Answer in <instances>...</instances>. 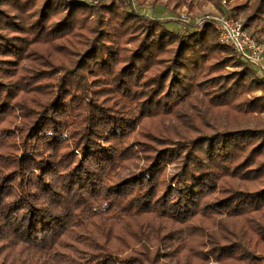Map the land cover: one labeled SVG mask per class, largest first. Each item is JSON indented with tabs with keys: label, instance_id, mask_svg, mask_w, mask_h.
<instances>
[{
	"label": "trees",
	"instance_id": "trees-1",
	"mask_svg": "<svg viewBox=\"0 0 264 264\" xmlns=\"http://www.w3.org/2000/svg\"><path fill=\"white\" fill-rule=\"evenodd\" d=\"M11 1H19L21 9L32 4L34 22L41 26L52 0ZM263 4L260 0L259 8ZM120 6L117 0L96 10L81 5L78 32H73L76 22L63 32L71 11L67 5L53 33L31 35L11 21L15 36H0V64L35 58L23 71L16 65L0 68V124H6L0 131L8 133H0V151L12 150L0 153V257L7 254L19 263L24 255L21 264H145L146 243L167 237L171 257L184 255V263L205 253L243 262L242 253L250 250L222 244L218 237L231 228L253 229L263 239L254 249L263 255L264 129L199 134L187 144L148 148L142 152L147 165L123 180L116 169L131 157L125 139L137 117L169 115L185 104L207 53L199 47L208 32L215 37L211 47L233 55L240 69L231 88L243 81V90L263 89L264 79L233 48L219 43L209 25L182 36L161 21L142 20V43L122 56L115 49L131 39L126 34L135 17L125 8L118 14ZM91 11L106 18L89 23ZM115 24H127L125 34ZM171 43L175 48H169L172 56L162 67L158 57ZM209 82L215 91L210 100L220 99L223 79ZM17 90L37 97L17 102ZM237 105L264 112V95ZM16 115L21 119L14 124L17 134L6 122ZM10 137L19 143H6ZM175 162L177 172L165 176L166 166ZM207 244L209 252L203 250ZM134 246L139 248L123 256Z\"/></svg>",
	"mask_w": 264,
	"mask_h": 264
},
{
	"label": "rangeland",
	"instance_id": "rangeland-1",
	"mask_svg": "<svg viewBox=\"0 0 264 264\" xmlns=\"http://www.w3.org/2000/svg\"><path fill=\"white\" fill-rule=\"evenodd\" d=\"M114 0H52L51 6L46 9L44 17V25L37 26L35 20V13L32 14L31 5H25L22 9L17 6L19 1L2 0L0 4V36L10 37L15 36L12 32V25L7 22H17L24 30H28L31 35H41L44 33H53V24L58 22L63 16L66 15V6H71L69 12V19L63 26L64 31L70 30L71 24L76 22L73 29L80 23V17L84 13L81 5L92 6V9L99 8L102 5H110ZM121 2V6L115 10L118 14H122L123 9L131 10L135 17L130 21L131 26L128 29L126 36H131V39L123 44H118L115 49L120 51L122 56H126L132 50H136L139 43L143 41L142 20H156L161 21L164 27L171 32L178 35H186L190 32L201 31L204 25L211 26L214 30V24L221 18H232L245 26V32L250 35L257 43L261 44L264 48V4L259 8L260 0H117ZM6 3V4H3ZM12 4V5H11ZM119 5V4H118ZM4 8V9H3ZM34 8H37L34 7ZM259 8V10H258ZM93 10V13H94ZM98 10V9H97ZM105 12V13H104ZM92 11L87 16V22H93L97 16L104 17L102 13L97 11L93 14ZM105 16L107 11L103 10ZM12 15V17H9ZM106 18V17H104ZM117 16L114 17V22ZM109 22L107 19H104ZM127 25V24H126ZM125 25V26H126ZM118 28V32L121 34L125 26L115 24ZM62 27V26H61ZM69 27V28H68ZM71 29V30H73ZM21 30V29H20ZM78 29H74L73 32H78ZM216 31V30H215ZM208 40L203 42V45L199 47V50L206 51V55L202 60L201 66L197 70L200 73H196L193 77L191 93L185 98V104L176 109L169 115L152 116V117H137L134 121L136 124L132 128L130 135L125 139V144H129L128 154L131 155L129 159L122 162L120 169H116L119 179H125L129 174L134 173L136 170L145 167L147 161L142 153L143 150L157 149L160 146L165 147L176 146V142H180L182 145L189 143L197 135H211L217 132L234 131V130H263L264 129V112L252 109L249 105H237L243 102L251 101L254 98L264 95V87L260 88L258 85H252V89L243 90L246 86H243V81L238 82L232 87L231 81H234L235 73L239 72V68L234 63V57L230 53L219 52L211 47V42L215 40L214 34L208 32ZM67 37V36H66ZM219 37V34H218ZM66 39V38H64ZM63 40L58 41L62 42ZM220 43V39H219ZM168 50L164 51L158 58H162L160 66L166 65L171 56L172 51L169 48H175V43L167 45ZM40 52L42 48H38ZM31 56H34L31 55ZM30 56V57H31ZM27 57L23 61L17 60L14 64H0V68H11V65H16L22 71L33 65L32 61L35 58L28 59ZM2 58V57H0ZM117 57L116 60H118ZM57 64V62H55ZM252 68L259 79H264V64L261 67ZM123 64H119V69ZM68 67V65H67ZM3 70V69H0ZM10 71H2L3 74H8ZM61 71L58 76L61 75ZM214 79L217 83L220 79H223L225 86V94L220 99H213L211 97L214 94V89H209L208 85L210 80ZM15 80L11 79L10 82ZM109 81H102V85L105 86ZM114 85V83H113ZM106 91H102L104 94ZM237 92V94H236ZM16 101L29 103L27 98L29 96H35V94H23L17 90ZM237 97V98H236ZM110 99H107L109 101ZM106 101V102H107ZM133 114V113H132ZM18 120V121H17ZM6 122L11 125V130L16 133L14 124L21 123L20 117H7ZM6 126L5 122L0 124V128ZM1 136L6 135L5 131H0ZM17 134V133H16ZM21 140L22 137L20 136ZM8 144L19 143V139L10 137L6 141ZM2 146L0 145V150ZM11 154L12 150L5 149L0 153ZM177 163H171L165 168V176L172 177L177 172ZM139 171V170H138ZM136 171V172H138ZM218 195L213 196V199ZM239 223V222H238ZM174 229H178V225H174ZM214 233V231H212ZM165 232L161 233L163 236ZM222 244L240 243L250 250L249 253H242L241 258H247L245 261L238 262L230 260L229 257L214 258L210 253H205L200 259L194 258L192 262L186 261L184 263L183 256L178 255L171 257L173 252L171 251V244L167 237L162 238L161 241L153 242L152 244L146 243L148 252L145 256L149 259L145 264H264V254L255 250V242L262 243L261 238L258 240V236L254 235L253 229L239 230L231 228L230 231L221 232L218 234ZM260 237V236H259ZM207 239L204 238L203 241ZM139 248L134 246L129 250H126L123 256L131 254V251ZM204 251L209 252L210 246L207 244ZM165 254V255H164ZM244 254V255H243ZM171 257V258H170ZM152 258H155L154 262ZM250 258L252 261H250ZM14 259L13 257L4 254L0 257V264H21L25 259L24 255H21ZM157 261V262H156Z\"/></svg>",
	"mask_w": 264,
	"mask_h": 264
},
{
	"label": "built area",
	"instance_id": "built-area-1",
	"mask_svg": "<svg viewBox=\"0 0 264 264\" xmlns=\"http://www.w3.org/2000/svg\"><path fill=\"white\" fill-rule=\"evenodd\" d=\"M220 43L233 48L247 64L261 67L264 64V48L244 30L240 22L232 18H221L214 24Z\"/></svg>",
	"mask_w": 264,
	"mask_h": 264
}]
</instances>
